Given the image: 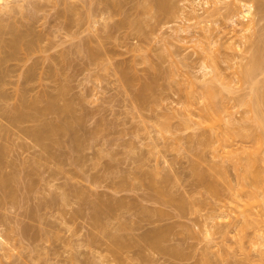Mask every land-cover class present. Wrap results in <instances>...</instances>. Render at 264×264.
Masks as SVG:
<instances>
[{
	"label": "rangeland",
	"instance_id": "1",
	"mask_svg": "<svg viewBox=\"0 0 264 264\" xmlns=\"http://www.w3.org/2000/svg\"><path fill=\"white\" fill-rule=\"evenodd\" d=\"M236 1L207 10L200 0L202 19H189L144 10L152 0H0V37H11L9 22L39 42L28 36L39 47L30 59L17 52L2 64L0 115L17 94L43 106L50 93L56 108L39 119L71 122L46 141L51 164L30 137L1 132L11 190L0 188V264H264V226L243 222L237 207L257 191L249 202L264 218V0H241L254 5L252 27L247 16L231 23ZM252 55L250 78L240 69ZM28 64L36 74L23 81ZM205 81L223 104L212 126L200 115ZM253 150L257 180L236 165ZM97 201L113 202L108 215L92 214ZM153 231L154 247L139 243Z\"/></svg>",
	"mask_w": 264,
	"mask_h": 264
},
{
	"label": "bare ground",
	"instance_id": "2",
	"mask_svg": "<svg viewBox=\"0 0 264 264\" xmlns=\"http://www.w3.org/2000/svg\"><path fill=\"white\" fill-rule=\"evenodd\" d=\"M5 1V0H4ZM185 1H187V4L186 5H184V7H186V9H184L183 7H181V6H179L174 0H152V2H146L145 3V5H143V9L144 10H155V13H158V14H165L167 17H170V18H176V17H178L181 13H183V11L185 10V12L188 14V18L189 19H192V18H201L202 19V17H200L199 16V14L197 13V9H196V7H195V5L197 4V3H199V1L200 0H185ZM203 1V3L206 5V7H207V10H209L208 8L209 7H211L212 6V9L213 10H218L219 9V7H218V5H217V2H218V0H212L211 2V5L209 6L208 5V0H201V2ZM200 2V3H201ZM202 5V4H201ZM204 5V6H205ZM5 6H6V4H5ZM209 6V7H208ZM253 3L252 2H244V1H241V0H237L236 2H234L233 3V8H232V10L234 11V13L231 15V17H230V21H231V23L232 24H235L236 25V20H240V19H238V18H243L244 16H247L250 20H252V19H254L253 18V16H255L254 14V8H253ZM227 8H230V7H227ZM204 9V8H203ZM211 9V8H210ZM207 10L205 11V12H207ZM254 13V14H253ZM247 17H245V19L247 18ZM244 19V18H243ZM247 20V23H248V19H246ZM254 20H256V19H254ZM2 21V20H1ZM238 22V21H237ZM251 22V21H250ZM248 23V24H245V25H249V26H253V25H250V24H255V22H257V20L256 21H252L253 23ZM133 23H134V19H133ZM6 24H8V26H9V22L7 23L6 22ZM12 24H15V23H11L10 25H12ZM137 24V23H136ZM138 25V24H137ZM136 25V26H137ZM8 26H6V28L7 29H9V31H7V29L6 28H4V25H3V27H2V29L4 28L5 30H3V33H9V32H11L12 34H13V36H12V34H11V37L8 39V41H5L4 39H2L1 37H0V86H4V84L5 83H2V85H1V82L4 80L3 79V77L5 76V74H6V72H7V70H6V68L7 67H5V66H3L2 64L3 63H5V61L7 60V59H9V58H11V56H13L14 54H16L17 52L20 54H23L22 55V57L24 58V56H25V54L26 55H28L30 52L33 54V50H36V48L34 47V44H35V41L34 40H36V42H38V40L37 39H34L33 38V36H34V34H26V35H24V36H26L25 38H24V41H23V34L22 33H16L17 32V30L18 29H16L17 27H14V26H12L13 27V29L11 28V27H8ZM17 26V25H16ZM256 26V25H255ZM0 27H1V24H0ZM242 27V26H241ZM241 27H239V29H241L242 30V28ZM251 27H248L249 29L251 28ZM15 28V29H14ZM247 28V27H246ZM246 28L244 29V30H246ZM11 29V30H10ZM12 30H14V31H12ZM183 30V29H182ZM244 30H242V31H244ZM254 30V27H253V29H252V31ZM7 31V32H6ZM26 31V30H25ZM241 31V32H242ZM15 34H14V33ZM255 32V31H254ZM25 33V32H24ZM32 33V32H31ZM34 33H35V31H34ZM245 33V32H244ZM250 33V32H249ZM248 33V34H249ZM0 34H1V31H0ZM235 34V33H234ZM247 34V35H248ZM252 34H253V32H252ZM10 35V34H9ZM31 35V37L34 39H29L28 38V36H30ZM33 35V36H32ZM36 35V34H35ZM232 35V34H231ZM250 35V34H249ZM37 36V35H36ZM255 36V35H254ZM9 37V36H8ZM7 37V38H8ZM245 37H246V34H245ZM249 37V36H248ZM247 37V38H248ZM6 38V37H5ZM26 38H28L27 39V41H25V39ZM36 38V37H35ZM254 38V37H253ZM241 39V38H240ZM243 39H244V37H243ZM243 39H241L242 41H243ZM246 39V38H245ZM41 41V40H40ZM238 42H239V40H238ZM244 42H245V40H244ZM243 42V43H244ZM39 43V42H38ZM85 44H87V43H85ZM252 44V43H251ZM37 45V44H36ZM39 45V44H38ZM37 45V46H38ZM253 45H255V44H253ZM103 47V46H102ZM102 47H100V48H102ZM256 46L253 48L254 50H253V55H256L255 53L257 52L256 51ZM37 49H39V47L37 48ZM104 49V48H103ZM21 51V52H20ZM101 51V50H100ZM95 53H97V54H101L102 52H98V49H97V52H96V50L94 51ZM93 51H91L90 53H94ZM106 52V51H105ZM94 53V55L96 56V54ZM18 54V55H19ZM101 55H104V52L101 54ZM253 55L251 56V59H250V61H248L249 63H247L246 65L248 66H246L245 67V70H244V66L242 67V69H240V71H242V72H245L247 75H249L250 76V78H251V76H252V74H253V72H254V70L256 69L255 67H256V64H257V62H256V60H257V58H256V56H255V60H254V57H253ZM28 56H30V54L28 55ZM21 57V55L19 56V58ZM20 58V59H22V61L25 59V58H27L28 60L30 59V58H28L27 56L23 59V58ZM252 57H253V59H252ZM27 60V61H28ZM18 61H20V60H18ZM27 61H25V62H27ZM24 62V63H25ZM21 63V62H20ZM31 64H32V62H31ZM249 64V65H248ZM5 65V64H4ZM22 65V64H21ZM27 64H25V66H26ZM24 66V65H23ZM28 66H29V64H28ZM36 67V66H35ZM26 68V67H25ZM204 68L206 69V68H209V66H205L204 65ZM24 69V68H23ZM210 69V68H209ZM21 70V69H20ZM215 70V69H214ZM23 71V72H22ZM21 72H22V74H21V72H19L20 73V76L22 75L23 77H20V79H22V78H24V79H22L23 81H30V78L32 77V75H33V78H34V75L36 74V71H34L33 70V67L32 66H29V67H27L25 70H22ZM216 71V70H215ZM18 73V74H19ZM125 73V72H124ZM123 73V74H124ZM206 73V72H205ZM245 74V75H246ZM15 76V75H14ZM17 77H18V75H17ZM18 77V78H19ZM216 77H217V75H216ZM5 78V77H4ZM3 79V80H2ZM29 79V80H28ZM124 79V78H123ZM126 79V78H125ZM189 79V78H188ZM248 79H249V77H248ZM127 80V79H126ZM211 80V79H210ZM189 81H190V79H189ZM17 82V81H16ZM18 82H19V79H18ZM17 82V83H18ZM22 82V81H21ZM191 82H192V80H191ZM207 81H205V83H206ZM20 83V82H19ZM60 83V82H59ZM63 83V82H62ZM201 83H203V85H202V87L204 86V88H202L203 90V92H202V96H203V104H202V111L203 112H201L202 114H200L201 115V120L202 121H204V122H206L207 124L206 125H213L214 124V122H216V121H219V117H218V112H219V110L220 109H222L223 107H222V105L223 104H221V102H220V106L222 107V108H219L220 106H218L217 105V103H216V99H217V95H218V93H217V91L215 90L214 91V88L212 87V84H211V81L210 82H207V83H210V84H204V82H201ZM23 84V83H22ZM24 84H26L27 85V83H24ZM23 84V85H24ZM17 86H18V84H16ZM29 85V84H28ZM208 85V86H207ZM22 85H20V88L21 89H23L24 88V86L23 87H21ZM60 86H62V85H60ZM209 86H211V87H209ZM214 86V85H213ZM56 87H58V86H56ZM56 87H55V90H57L56 89ZM200 87V90H201V86H199ZM2 88H4V87H2ZM1 87H0V98H2L3 97V92H2V89ZM26 88H30V86L29 87H26ZM32 88V87H31ZM61 88V91H59V92H61V93H64V92H62V90L64 91V89H62V87H59L58 88V90ZM64 88V87H63ZM2 89V90H1ZM19 90V88H16L15 90H18V92L19 91H21V93L23 92V91H25V89L22 91V90ZM57 90V91H58ZM30 91V90H29ZM17 91L15 92L16 94L18 93ZM25 92H27V91H25ZM219 92V91H218ZM14 93V92H13ZM12 93V94H13ZM14 93V94H15ZM21 93H19V94H21ZM188 93V92H187ZM13 94V95H14ZM42 94V93H41ZM43 94H45L44 93V91H43ZM49 94V95H48ZM48 94H46V95H48L47 96V100H44L45 102H43V103H45L43 106L41 105L40 106V101H39V105H38V101H36V100H34L33 99V97H32V95L30 96V97H32V98H29L28 97V99H30L29 101H27L26 102V99H24V96L22 97V95H26V93L24 94V92L21 94V96L19 95L18 96V94L17 95H15V97H16V99H17V101L16 100H14V101H16V102H18L17 104L14 102V104H12V106H11V108H8L11 104H9V106L7 107V109H6V107H3V109H2V112H1V115H0V137H1V132H3V131H14L13 132V134L14 133H16V135L15 136H19L20 135V137H24L25 138V136L26 137H30V139L32 140V142H33V144L34 145H36V146H38V148L40 147L41 149H42V151H41V157H40V154H39V157H40V159L42 160L43 158H44V160L46 159V164H47V161L50 163L52 160H55L54 158H55V156L53 155V154H50V150H51V148H50V150H49V145H50V143L49 142H46L47 140L48 141H51L52 140V138H51V136H53V135H55V133L57 132V131H59V130H62L63 131V129L62 128H64V127H70L71 125V122L68 120V122H69V126H68V123H67V121L65 120V122H63V123H61V124H59V123H57V124H55V123H52V122H55L54 120H52V122H51V118H47V119H49L48 121L47 120H40L39 118L40 117H38V116H40V115H43V114H45V115H47L46 113H48V114H50V116H48L47 115V117H51V110L52 109H54V108H56V106H55V96H51V94L50 93H48ZM189 95H190V93H188ZM217 94V95H216ZM254 94H255V92H254ZM251 95V94H250ZM249 95V97H248V99H250V101H248V99H247V101H248V103H253V102H255L254 101V96L253 95H251L250 96ZM19 98H18V97ZM27 96H28V94H27ZM34 96H36V95H34ZM39 96H41V95H39ZM38 96V98L40 99V97ZM43 96V95H42ZM59 96H61L60 94H59ZM186 96H188V95H186ZM191 96V95H190ZM44 97V96H43ZM220 97V96H219ZM25 98H26V96H25ZM37 98V99H38ZM31 99H33V101H31ZM192 99V98H191ZM222 99V98H221ZM19 100V101H18ZM43 100H41V102L43 101ZM69 101H67V102H65V104H67V105H64V108L66 109L67 108V110L68 109H71V107L69 108V106H71V104L69 105V103H68ZM218 103H219V101H218ZM223 103V102H222ZM252 105H254L255 106V111L256 112H258V106H256L255 105V103L254 104H252ZM253 107V106H252ZM5 108V109H4ZM55 110V109H54ZM54 112V111H53ZM255 112V113H256ZM259 113H260V110H259ZM45 115L43 116V118L45 117ZM257 117H259L258 115H256ZM261 117V116H260ZM259 117V118H260ZM32 121H36V123H33V124H31V125H23L24 123H26L27 124V122H32ZM38 121V122H37ZM23 123V124H22ZM218 123V122H217ZM216 124V123H215ZM211 125V126H212ZM65 129V128H64ZM252 130V129H251ZM254 130V129H253ZM252 130V132H250V135L249 136H252V138H254V136L256 137V139L254 140L255 141V145H257V143L258 142H260L259 141V135H260V133L255 129L254 131ZM257 133H256V132ZM61 132V131H60ZM251 133L253 134V135H251ZM8 134V133H7ZM12 134V133H11ZM11 134H9V135H11ZM227 134H229L228 132L226 133L225 132V136H227ZM249 134V133H248ZM231 135V134H230ZM246 135V134H245ZM229 136V135H228ZM248 136V135H247ZM9 137V136H8ZM8 137H6V138H8ZM14 137V136H13ZM12 138V137H11ZM15 138H17V137H15ZM228 138H230V137H228ZM251 138V139H252ZM9 139H10V137H9ZM22 139V138H21ZM25 139H27V138H25ZM29 139V138H28ZM29 139V140H30ZM75 141H77L76 139H75ZM78 143V142H77ZM12 144V143H11ZM15 144L17 145V142L15 141ZM261 144V143H260ZM13 145V144H12ZM14 146V145H13ZM261 147H259L258 145H257V147L256 148H259L260 150L258 151V152H260V151H263L264 152V147L262 146V145H260ZM35 147V146H34ZM263 148V150H261ZM40 149V150H41ZM7 150H9L8 149V146L7 145H5V144H1L0 145V188H2V189H7L6 187L8 186V189L10 188L9 187V183H8V180L10 179V177L8 178V176L9 175H5L3 172H2V170H1V167H2V159H3V157H4V155H5V153L7 152ZM252 152H256V150L254 151H248V155H249V157H250V155H252L253 156V154H251ZM262 152V153H263ZM250 153V154H249ZM261 153V152H260ZM7 155V154H6ZM247 157L246 159V161L247 162H242V161H245L244 159H241V160H237V163H236V165L242 170L241 171V173H242V175L244 174V177H245V175L247 176H249V175H251L252 177H254V179L255 180H257V178H258V176H259V174L257 173V167L254 165L255 163H254V161L256 162V160H258V158L256 159V155L255 156H253V157ZM36 157V156H35ZM38 157V156H37ZM57 157V156H56ZM255 157V158H254ZM263 158H264V156H263ZM38 159V158H37ZM57 159V158H56ZM251 159H254V161L253 160H251ZM249 160V161H248ZM239 161V162H238ZM6 162V161H5ZM51 164V163H50ZM49 164V165H50ZM53 164V163H52ZM5 165V164H4ZM4 168V167H3ZM2 168V169H3ZM6 168V167H5ZM255 168V169H254ZM53 169V168H52ZM6 170V169H5ZM7 171H8V169H7ZM6 172V171H5ZM10 172V171H9ZM8 173V172H7ZM256 175V176H255ZM258 175V176H257ZM253 179V178H252ZM242 182L243 181H241V182H239V183H241L242 184ZM11 183V182H10ZM244 183V182H243ZM239 185V184H238ZM246 185V183H244V185H243V187H246L245 186ZM239 186H242V185H239ZM239 186H238V188H239ZM243 187H241L240 189L242 190L243 189ZM4 189V190H5ZM7 189V190H8ZM11 189H9V191H10ZM243 190H245V189H243ZM250 190H248L247 191V193L249 192ZM252 191V190H251ZM6 192V191H5ZM255 192H257V191H253V192H251V195H249V200H251L253 197L255 198V197H257L258 195H255V194H259V192H257V193H255ZM264 192V191H263ZM10 193V192H9ZM248 194H250V193H248ZM247 195V194H246ZM248 197V196H247ZM246 197V198H247ZM252 197V198H251ZM253 198V199H254ZM238 199V198H237ZM252 199V200H253ZM256 199V198H255ZM239 200V199H238ZM238 200H237V202H238ZM243 199L241 198V202H238V205H237V207L239 206V207H241V209L240 210H238L239 211V214H241V216H242V219H243V222L245 221L246 223H249V224H253L252 226L254 227V229H256V230H259L258 228H260L259 226H258V224L260 225H262L263 224V226H264V218H262V216L260 217V215L259 214H257V212L256 211H254L253 209H251V207H253L254 205H251L250 204V202H249V200H246V199H244V201H242ZM121 201V200H120ZM254 201V200H253ZM99 202V203H98ZM100 202L101 201H97V202H95V207H93L94 209L93 210H95V211H93L92 212V214H99V211H102L101 213L102 214H104L105 212L104 211H106V212H108L109 211V208L108 207H110L109 205H107V203H109V202H104V203H106L105 205H107V208H106V206L105 205H101L100 204ZM112 202V201H111ZM110 202V203H111ZM114 202H116V204L118 203V201H114ZM236 202V203H237ZM256 202H257V199H256ZM255 202V203H256ZM102 203V202H101ZM109 203V204H110ZM242 203V204H241ZM255 203H253V204H255ZM103 204V203H102ZM111 204H113V202L111 203ZM115 204V203H114ZM251 205V206H250ZM111 207H113V205L111 206ZM110 207V208H111ZM111 211H112V209H110ZM96 212V213H95ZM110 212V211H109ZM101 213H100V215L99 216H101ZM92 214H91V217H93L92 216ZM106 214V213H105ZM257 214V215H256ZM106 215H108V214H106ZM94 217H95V215H94ZM258 217H260L259 219H257ZM98 218H100V217H98ZM96 219V218H95ZM93 222L95 221L94 220V218H93V220H92ZM96 221H98V220H96ZM95 221V222H96ZM260 221V222H259ZM259 222V223H258ZM98 225H102V224H100V221H98ZM95 224V223H94ZM97 224V223H96ZM94 226H96V225H94ZM239 226H241V228H242V224L241 225H239ZM241 228H239V229H241ZM264 228V227H263ZM263 228H262V230H263ZM256 230H255V232H256ZM261 230V229H260ZM262 230L261 231H257V233L258 232H260V234L258 233V235L257 236H259V238H261L260 236H264V233L262 234ZM263 232H264V230H263ZM157 232L156 231H153V233L151 232V234H148V235H144L143 236V238L142 237H140L138 240L140 241L139 243H141L142 244V242L143 243H147L148 245H150L147 241H151V243H155L156 241H154L153 242V240H155V236H157L158 234H156ZM154 234V235H153ZM156 234V235H155ZM151 235V236H150ZM110 236H112L111 237V240L113 239H115V238H117V237H115V234L114 235H112V234H110ZM109 236V237H110ZM150 236V237H149ZM115 237V238H114ZM146 237H148V239L146 238ZM158 238V237H157ZM258 238V237H257ZM257 238L255 239L256 241H257ZM263 238V237H262ZM110 239V238H109ZM145 239L147 240V241H145ZM151 239V240H150ZM111 240H110V242H111ZM118 240H119V238H118ZM260 241V240H259ZM115 242V241H114ZM138 242V241H137ZM255 242V241H254ZM253 242V243H254ZM261 242V241H260ZM112 243V242H111ZM111 243H110V246H111ZM115 243H118V241H116ZM257 243V242H256ZM147 244H145V245H147ZM258 244V243H257ZM261 244V243H260ZM115 245V244H114ZM114 245H112V246H114ZM155 245H156V243H155ZM153 246V245H152ZM152 246L150 245V246H148L149 248H152ZM154 247V246H153ZM156 247H158V245L156 246ZM114 251V250H113ZM115 252V251H114Z\"/></svg>",
	"mask_w": 264,
	"mask_h": 264
}]
</instances>
